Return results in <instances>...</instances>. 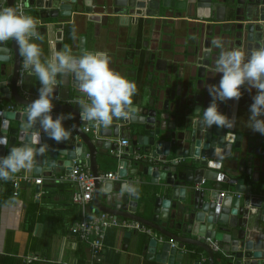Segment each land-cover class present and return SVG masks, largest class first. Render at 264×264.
Returning a JSON list of instances; mask_svg holds the SVG:
<instances>
[{"label":"water","instance_id":"95a60500","mask_svg":"<svg viewBox=\"0 0 264 264\" xmlns=\"http://www.w3.org/2000/svg\"><path fill=\"white\" fill-rule=\"evenodd\" d=\"M13 1L0 0V8L3 2H6L8 7L14 8ZM34 1L41 7L42 18L49 17V13L70 14L68 6L71 3L68 1L84 3L86 11H91L92 8V5L85 0H29L31 4ZM114 4L117 10L136 8L148 16L193 11L198 18L194 65L197 66L196 71L200 76L205 73L211 74L213 78L206 80L213 81V84L218 85L220 80V74L210 70L219 55V51L216 56L210 54L211 48L214 47L213 39L237 36L240 41H237L238 45L242 43L241 40H245V45L239 49L246 52L264 45V0H115ZM40 29L38 27V32ZM13 48L16 52L14 84L20 55L16 47ZM79 50L85 52L83 44ZM213 50L217 49L214 47ZM6 52L5 42L0 43V54ZM3 60L0 57L2 62L0 68L4 64ZM2 70L1 68L0 77L4 75ZM59 81L63 88H58L57 84L54 95L59 92L66 101L58 105L54 104L52 116L55 119L60 114L73 115L71 121L75 125L74 135H80L83 140L85 138L88 145L86 147L92 152L89 159L91 170L97 175L99 171L95 146L103 145V141L94 138L93 141L81 131L78 124L80 109L77 100L82 97L73 76L68 74L59 77ZM13 84H11V94L16 97L18 94ZM2 86H4L3 81H0L1 92L9 90L8 86L5 88ZM187 87L191 91L193 86L187 83ZM167 93L168 91L165 90V95ZM159 98L163 102L162 105L154 101H146L142 104H135L133 101L127 118L114 119L110 127L100 128L99 132L114 135H118L119 132L125 133L131 138L132 144L136 145V151L143 149L144 152H148L153 161H148L149 157L143 159L137 168L129 169V173H134L139 168L144 174L151 176V182L162 179L163 185L171 191V195H157L154 202L148 204V214L145 216L143 213L146 209L145 203L150 201L148 199L139 201V192L128 190V188L132 189V184H127L126 192H123L125 187H122L118 193L117 189H113L114 180L107 179L104 182L97 180L93 192L94 204L101 211L115 213L119 218L137 219L150 226L153 229L152 234L144 236L146 241L143 242V249L146 258L154 261L155 264H182L184 254L198 253L195 250H183V247L188 248L189 245L200 249L208 264H216V261L219 264H264V169H252V165L250 169H244V173L248 175L247 182L244 176L237 177L234 173H230L232 169H222L224 159L230 162L234 156V149L243 148L242 133L233 132V127L218 128L214 125L208 128L202 123V110L212 99L209 94L202 104L197 102L198 96L189 97L190 101L185 103L181 111L172 109L173 104L167 97L163 95L161 97L159 94ZM31 101L21 102L28 105ZM229 101H217L218 110L228 117ZM26 109L0 111V134L6 132L8 137V145L0 146V156L7 155L10 148L28 142V132L25 128ZM197 110L201 112L197 113ZM66 120L63 121L64 127ZM11 121H16V124L12 126ZM73 137L57 144L42 133V143H46L49 147L45 151L46 154L36 157L37 166L41 169L33 170L50 175L54 170H59L52 169L57 163L65 167L67 165V169L64 170L69 174L71 159L76 154L84 157L86 153L84 147H81V151L75 148L78 144L75 145ZM177 139L180 141L177 142ZM243 140L245 146L250 142L248 138ZM173 147L176 149L172 152ZM101 150L106 151L102 146ZM173 153L177 157H182L183 161L180 163L172 161L170 165L160 163ZM63 157L65 158L62 159ZM127 162V158L122 161L123 165ZM256 166L259 168L264 166V161L259 159ZM21 173L26 172L21 171ZM232 175L234 177H231ZM202 179L216 181L215 183L229 180L233 190L222 198L220 206H217V189L203 186ZM38 186L36 184V189ZM100 188L105 190L102 195L103 201L99 200ZM87 209L91 210L90 204L87 205ZM133 233L131 230L124 231L123 250H126ZM159 236L162 238L160 239ZM207 238L217 242V249L213 248ZM142 239L140 235L136 241ZM194 264H199V259Z\"/></svg>","mask_w":264,"mask_h":264},{"label":"crops","instance_id":"0c3cea01","mask_svg":"<svg viewBox=\"0 0 264 264\" xmlns=\"http://www.w3.org/2000/svg\"><path fill=\"white\" fill-rule=\"evenodd\" d=\"M15 1L18 0L13 1L14 5ZM85 1L92 5L91 11L85 10L84 3L68 1L71 3L68 6L70 14L49 13L50 16L47 18L40 17L41 7L37 6L35 1L32 4L29 0L26 1L23 14L34 17L38 27L41 28L40 39L35 42L42 49V60L49 58L53 52L62 50L65 46L71 49L73 55L79 56L82 54L79 47L83 44L85 52H106L111 59L110 67L135 82L138 89L133 97L135 104L154 101L162 105L159 94L161 97L163 95L170 99L173 104L172 109L176 111L183 110L185 103L190 101L189 97L198 96L199 104L205 101L209 94L207 85L213 84V81H207L206 78L211 79L213 76L206 73L200 76L196 71L197 66L194 65L198 18L193 11L148 16L136 8L117 10L115 0ZM4 7H8L6 2L2 3L1 8ZM223 41L229 49L245 45V40H241L242 43L238 45L239 38L234 35L224 38ZM13 46L18 53L16 42L9 40L5 42L7 52L0 54V57L4 59L1 67L4 75L0 77V81H3L2 87L8 86L9 89L6 92L0 90V111L24 110L27 105L21 101L33 100L38 96L39 82L35 75H30L23 68L21 56L13 84L16 57ZM213 49L214 47L211 48L210 54L216 56L219 49ZM0 64H2L1 61ZM57 79L58 88H63V85L59 83V77ZM187 83L192 84L191 91L188 90ZM11 84L18 94L16 97L11 94ZM165 90L168 91L167 95ZM241 92L242 96L238 101H229L228 109L229 118L235 120L233 132L242 133L243 148L234 149V156L230 162L224 159L222 169H232L230 173H234L237 177L244 176L247 182L248 175L244 173V169H250V165L252 169H264V166L260 168L256 166L259 159L264 161V135L248 128L249 106L252 103V96L256 94L255 90L248 91L242 87ZM55 95L59 98L54 99L53 104L58 105L66 101L59 92ZM65 123L66 129L74 125L71 119L66 120ZM15 124L16 121H11L12 126ZM78 124L81 131L92 139L103 141V145L95 146L97 169L99 173L116 171L119 174L117 180H112L113 189H117L119 193L120 188L130 183L132 189L139 192V201L144 199L150 201L145 203L146 209L143 211L145 216L148 214V204L153 203L157 195H171V191L163 185L162 179L151 182V176L144 174V171L139 168L134 173H129V169L137 168L143 159L149 157L148 161L153 160L143 149L136 151V145L132 144L127 134L122 132L118 135L108 132L100 134V128L95 127L91 122L78 119ZM85 127H89V131H86ZM74 130L75 128L71 136H74L75 145L78 144L74 147L80 151L81 147L86 149L84 157L76 154L74 158L80 159L83 169H91L89 161L91 149L86 147L88 145L85 138L83 140L80 135H74ZM243 138H248L250 141L247 146L243 144ZM122 139H126L128 143L122 146ZM179 141L180 139H177V142ZM101 146L106 150L105 152L101 150ZM175 149L173 147L172 152ZM126 158L128 162L123 165L122 161ZM172 161L180 163L183 158L173 153L160 163L170 165ZM34 169L41 168L36 165ZM52 169L59 170H54L50 175L43 172L37 173L34 170L26 172L30 181H20L16 196L13 195L14 188L10 181L0 183V264H155L154 261L146 258V252L143 249V242L146 241L144 237L142 236L141 241H136L143 233L134 232L127 243L126 250L122 249L123 233L126 229L119 227L107 229L105 239L107 238L110 242L105 243L106 249L100 255L101 258L91 255L88 244L71 234L69 228L84 213L92 215L101 210L94 204V198L88 203L91 206L90 211L87 207L83 211L79 204L72 201L71 195L77 189V185L69 179L61 178L68 175L64 170L67 169V165L65 167L56 163ZM39 176L42 177V183L36 189L34 178ZM215 182L206 180L202 185L216 188L217 192L224 190L229 193L233 190L229 180ZM104 191L101 189L99 200H104L102 198ZM126 191L125 187L123 192ZM183 250L194 249L185 246ZM195 254V257L184 254L182 264H194L198 259L199 264H208L204 254L200 251ZM216 264L219 263L216 261Z\"/></svg>","mask_w":264,"mask_h":264},{"label":"clouds","instance_id":"9594fccd","mask_svg":"<svg viewBox=\"0 0 264 264\" xmlns=\"http://www.w3.org/2000/svg\"><path fill=\"white\" fill-rule=\"evenodd\" d=\"M39 39L38 22L34 17L13 7L0 8V43L16 42L19 55L23 58V68L30 75H35L40 85L37 98L26 109L28 142L12 147L7 155L0 156V180L3 181L12 180L21 171L31 172L34 169L36 157L43 155L49 147L42 143V133L57 144L71 137L75 125L66 129L63 121L73 119V115L60 114L55 119L52 116L53 100L59 98L54 95L58 77L73 76L82 97L77 100L80 120L91 122L97 128L107 129L114 119L127 118L133 106V97L138 92L134 81L110 67L111 59L106 52H84L75 56L65 46L42 60V49L35 42ZM212 44L219 49V55L210 70L220 74V80L218 85H207L212 99L202 110V123L208 128L214 125L218 128L234 127L235 120L218 110L217 101H238L244 87L256 92L249 106L248 128L264 135V45L246 52L239 48H226L221 37L213 39ZM200 112L197 110V113ZM7 145L5 132L0 134V146ZM125 187L128 188L127 185ZM128 190L134 191L131 188Z\"/></svg>","mask_w":264,"mask_h":264},{"label":"built area","instance_id":"2783aa9c","mask_svg":"<svg viewBox=\"0 0 264 264\" xmlns=\"http://www.w3.org/2000/svg\"><path fill=\"white\" fill-rule=\"evenodd\" d=\"M25 3V0L15 1L14 8L23 13ZM85 130L89 131V127H85ZM127 143L128 141L126 139L121 140L122 146L126 145ZM111 151L114 152L113 150ZM114 153L116 154V152ZM118 177L119 174L116 171H105L94 175L91 169H83L79 158H74L71 162V172L67 175V177L62 176L61 178L69 179L76 183L77 189L72 193L71 198L72 201L79 204L84 211L88 203L93 199V192L95 190L96 181L98 180L100 182H104L107 179L117 180ZM21 180L29 182L30 177L27 173H18L15 174L12 180H10L14 188V196L18 194ZM3 182L7 181L0 180V183ZM201 182L204 183V179ZM34 183L40 185L42 183V177L39 176L34 178ZM227 194L228 191H218V199L216 200L217 206H220L221 199L224 198ZM109 227L129 229L134 232H140L147 235L152 234L153 230L147 224L142 223L136 219L127 217L119 218L115 213L99 211L93 213L92 215H86L84 213L80 219L75 221L70 226L69 232L84 240L90 248L91 255H93L95 258H99L106 249V244L104 242L105 233ZM159 238L161 239L162 236H159ZM207 239L210 240V238ZM211 243L213 248L217 249V242L211 241Z\"/></svg>","mask_w":264,"mask_h":264},{"label":"trees","instance_id":"16d2710c","mask_svg":"<svg viewBox=\"0 0 264 264\" xmlns=\"http://www.w3.org/2000/svg\"><path fill=\"white\" fill-rule=\"evenodd\" d=\"M90 215H91V214H90ZM144 235H145V234H142L143 237H144ZM145 237H146V235H145ZM104 242H105V243H106V242L109 243L110 241H108L107 238H106ZM189 247H190L191 249H194L196 252L200 250V249H198L197 247H194V246H192V245H189ZM191 256L195 257L196 254H195V255H194V254H191Z\"/></svg>","mask_w":264,"mask_h":264}]
</instances>
